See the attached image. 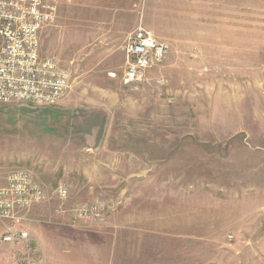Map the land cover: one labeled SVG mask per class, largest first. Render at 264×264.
Segmentation results:
<instances>
[{
	"label": "rangeland",
	"instance_id": "obj_1",
	"mask_svg": "<svg viewBox=\"0 0 264 264\" xmlns=\"http://www.w3.org/2000/svg\"><path fill=\"white\" fill-rule=\"evenodd\" d=\"M47 1L41 55L70 87L57 105L0 103V181L27 169L70 193L32 207L18 249L57 264H264V0ZM138 26L170 50L129 86Z\"/></svg>",
	"mask_w": 264,
	"mask_h": 264
},
{
	"label": "built area",
	"instance_id": "obj_2",
	"mask_svg": "<svg viewBox=\"0 0 264 264\" xmlns=\"http://www.w3.org/2000/svg\"><path fill=\"white\" fill-rule=\"evenodd\" d=\"M56 8L47 0H0V103L30 102L50 106L63 100L70 87L68 71L57 59L42 57L41 32L54 21ZM126 67L122 81L139 85L148 71L163 64L168 42L138 26L123 47ZM70 193L60 181L49 192L27 169H16L0 181V220L18 226L24 212L46 202L51 194L65 200ZM25 230H10L3 242L28 239Z\"/></svg>",
	"mask_w": 264,
	"mask_h": 264
},
{
	"label": "crops",
	"instance_id": "obj_3",
	"mask_svg": "<svg viewBox=\"0 0 264 264\" xmlns=\"http://www.w3.org/2000/svg\"><path fill=\"white\" fill-rule=\"evenodd\" d=\"M61 102V101H60ZM58 102V103H60ZM56 103V105L58 104ZM5 180V179H4ZM29 209L27 211H25L23 214H24V219H23V225H19V226H13L11 224V222H5V228H4V233L10 231V230H25L27 231L26 229V226L28 227V225L32 224L31 221H33L35 218H34V210ZM31 222V223H30ZM16 227V228H15ZM32 231V230H30ZM28 232V231H27ZM29 233V232H28ZM1 240V238H0ZM31 240V235L29 233V237L28 239H24V240H21L19 241L18 243H13V242H4V243H8V244H13V250H12V247H8L7 251H4L1 255L2 257V262L4 261L5 263L4 264H21L20 262L16 263V260L15 258H19L20 260L21 259H24L23 261H26L28 262L27 264H57V261L55 260L56 259V256H51L46 253L44 255V262L41 261V255H39V252L38 250H35L33 251V249H29L27 251H24L21 249V251L18 249L20 248L21 246H18V245H21L23 243V245H26L29 243V241ZM1 242V241H0ZM3 242V241H2ZM32 242V241H31ZM17 245V246H15ZM29 245V244H28ZM39 245H41V243L39 242ZM43 246V245H42ZM51 246V245H49ZM19 250V251H17ZM21 252V253H20ZM38 252V254H37ZM20 255H23V258L20 257ZM34 256L35 255V258L33 257H27V256Z\"/></svg>",
	"mask_w": 264,
	"mask_h": 264
}]
</instances>
